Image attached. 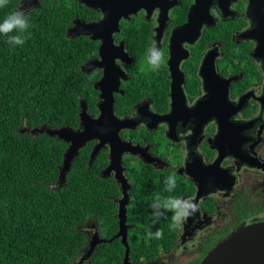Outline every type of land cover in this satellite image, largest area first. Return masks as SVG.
<instances>
[{"label":"flooded vegetation","instance_id":"flooded-vegetation-1","mask_svg":"<svg viewBox=\"0 0 264 264\" xmlns=\"http://www.w3.org/2000/svg\"><path fill=\"white\" fill-rule=\"evenodd\" d=\"M142 1L149 8L142 6L129 18H121L111 35L113 45H123L125 55L113 62L114 75L115 70L119 72L114 80L115 116L134 122L119 135L143 150L138 155L124 154L122 166L131 188L128 172L140 163L154 167L167 179L173 174L181 179L190 189L181 200L193 204L198 185L202 187L195 213L177 218L180 230L173 252L147 263L165 260L178 248L189 258L186 264L200 256V245L209 234L232 227L229 235L250 216L264 212V0ZM62 2L77 3L98 15L91 21L76 17L70 28L76 20L90 23L103 18L100 10L77 0ZM22 4L26 10L35 7ZM187 24L184 40L178 46L175 39L173 46L174 31ZM131 29L137 35L130 34ZM92 41L97 43L98 53L80 68L96 77L93 87L97 94L93 103L84 98L79 101L80 111L83 102L88 114L97 118L102 100L96 85L106 69L99 66L103 63L101 41ZM140 43L146 44V54L137 52ZM164 116H169L168 122L161 120ZM96 143L86 145L91 146V154ZM102 151L107 152L108 163L101 176L110 163V148ZM219 158L217 170L209 169ZM114 175L109 177L115 179ZM237 214L245 218L240 221ZM188 239L195 241L185 248L178 246ZM98 246L90 257L86 249L80 263L92 264ZM130 264L134 263L130 260Z\"/></svg>","mask_w":264,"mask_h":264},{"label":"trees","instance_id":"trees-1","mask_svg":"<svg viewBox=\"0 0 264 264\" xmlns=\"http://www.w3.org/2000/svg\"><path fill=\"white\" fill-rule=\"evenodd\" d=\"M21 2L9 0L0 8V22ZM29 13L23 44H9L0 35V264H75L89 247L83 230L88 224L104 240L119 231L120 186L113 177L100 175L108 163L107 152H100L90 164L91 146L83 148L60 185L68 145L46 134L23 131L79 127V98L93 103L97 94L96 77L82 72L80 66L97 55L98 45L89 37H68L67 30L76 17L91 21L98 15L62 0H43ZM129 33L137 35L133 29ZM146 47L140 43L136 50L146 54ZM128 173L132 184L127 216L130 260L154 263L175 249L180 222L172 227L174 213L154 209L152 204L157 197L161 202L180 199L190 189L175 178V187L167 190L163 173L142 163ZM157 211L163 215L157 217ZM230 230L205 237L200 256L186 264H201ZM158 231L162 238H156ZM125 251L120 239L101 244L92 264H122Z\"/></svg>","mask_w":264,"mask_h":264},{"label":"water","instance_id":"water-1","mask_svg":"<svg viewBox=\"0 0 264 264\" xmlns=\"http://www.w3.org/2000/svg\"><path fill=\"white\" fill-rule=\"evenodd\" d=\"M77 1L91 9L100 10L103 14V18L98 22L87 23L82 20H76L74 26L70 28L67 34L71 38L90 36L92 40L101 41L99 55L101 56L103 63L98 65L105 66L106 70L105 75L96 85V88H99L101 91L100 98L102 100L99 105V116L93 118L88 114L87 108L82 102L79 114L80 125L78 129L70 127L54 128L43 126L38 129L26 128L23 132L36 136L39 134H46L47 136L56 138L68 145V149L64 155L63 165L60 169L59 184H63L66 181L67 174L70 172L74 160L88 143L91 141H97L91 154L90 164L95 161L99 153L106 146L110 148V163L103 171L102 177L107 178L111 176L112 173H115L114 177L121 188L122 198L117 201L119 232L110 240H101L98 234H94L92 241L89 243V249L87 248L89 252L88 257L93 253L97 245L112 242L115 239H121V242L126 248L124 264H130L127 208L130 204L129 191L131 186L128 179L124 176L122 159L126 153L138 155L142 154L143 150H141L139 146H134L131 143L123 141L119 135L122 130L130 129L134 122H131L130 120H121L115 116L113 95L115 89L114 80L119 72L118 70H115L114 75V69L116 67L113 62L115 58H124L125 55L123 52V45L118 47L114 46L111 35L118 30V22L121 18H129L130 14L136 13L142 6L145 8L149 7L143 3L142 0ZM146 1L148 3H153L152 0ZM40 2L41 0H22V5L26 8L32 6L36 7L40 5ZM165 15L166 10L164 9L162 10L160 20L161 28ZM186 27H189V24L174 31L172 38L173 46L175 45V39H177L175 41L178 46L179 43L184 40L182 34L185 32ZM161 28L158 29L159 34ZM180 39L183 40L180 41ZM88 66H92V63H89ZM161 120L168 122L169 116H164ZM226 137L229 138L228 136ZM217 142L218 140H215V144H217ZM220 158L219 160H216L209 169L217 170V167L220 164ZM146 161L148 162L149 160L146 159ZM198 187L200 188V191L193 203L194 205H196L201 198L202 187L200 185H198ZM201 264H264V223H253L252 226H248L247 222H243L237 229L220 240L203 258Z\"/></svg>","mask_w":264,"mask_h":264},{"label":"clouds","instance_id":"clouds-1","mask_svg":"<svg viewBox=\"0 0 264 264\" xmlns=\"http://www.w3.org/2000/svg\"><path fill=\"white\" fill-rule=\"evenodd\" d=\"M9 0H0V8H4L8 5ZM41 6V5H40ZM40 6H37L39 8ZM36 8V7H34ZM33 9V8H32ZM31 10V9H30ZM29 10L24 9L22 6H18L11 12H9L6 17L0 22V35L7 37V42L12 45H21L25 41V33L29 28ZM155 67V65H154ZM168 189L171 190L175 187V176L174 174L168 177L167 180ZM154 209H160L161 207L167 211H172L173 221L172 227H176L177 218H187L188 216L195 213L196 206L187 200H181L178 198H170L167 201H160L157 197L156 202L152 204ZM157 217L163 215L162 212L157 211L155 213ZM253 223H264V212L257 213L255 216H250L247 220V225L252 226ZM163 233L158 231L156 233V238H162ZM151 236V233H149Z\"/></svg>","mask_w":264,"mask_h":264},{"label":"rangeland","instance_id":"rangeland-1","mask_svg":"<svg viewBox=\"0 0 264 264\" xmlns=\"http://www.w3.org/2000/svg\"><path fill=\"white\" fill-rule=\"evenodd\" d=\"M83 230L85 233L88 234L89 239L91 241V239L93 238V235L96 233L93 224H88L86 227H84ZM201 231L202 230L198 231L196 234H198ZM194 241L195 240L192 241V239H188V240H185L183 242H179L178 246L185 248V247H187V245H191L192 243H194ZM88 249H89V247H88ZM88 249L86 250V252L88 251ZM183 254L184 253L177 248V250H175L174 253L171 256H169L167 259H165V260L163 259L162 261L155 263V264H184L185 262L189 261V258L185 257L186 255H183ZM83 259H84V254L79 257L78 261L75 264H81L80 262H83L84 261Z\"/></svg>","mask_w":264,"mask_h":264}]
</instances>
